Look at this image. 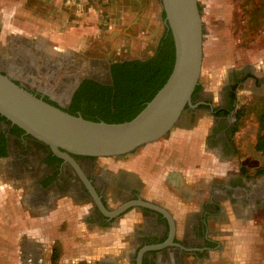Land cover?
I'll return each mask as SVG.
<instances>
[{"label": "rangeland", "instance_id": "374dc122", "mask_svg": "<svg viewBox=\"0 0 264 264\" xmlns=\"http://www.w3.org/2000/svg\"><path fill=\"white\" fill-rule=\"evenodd\" d=\"M55 8L53 2L45 0H0V17L2 19V23H0V53L8 50L11 43L28 46L31 41L33 45L41 43L42 47L43 45L47 46L55 57L68 53L70 48L60 47L56 42L52 43V40L49 42L46 40L48 37L46 35L56 38L63 33L52 32V28L46 29L47 31L42 28L37 29V23H42L44 20L50 21L54 16L57 17L54 13ZM202 19L204 23V59L200 79L202 81L201 92L203 89H208L207 93L213 91L210 94L216 97L218 89L221 90L222 95L232 88L231 91L234 93L232 86L235 84L236 77L238 75L246 77L249 74L235 88L237 101L231 114L233 146L226 154L233 157L232 160L236 162L237 168L242 166L243 174L248 173L251 176L253 187V184H261L262 187L259 190L264 191V154L256 149L257 138L261 132L260 114L264 110V0H217L216 3L203 0ZM27 22L33 25V29L30 31L23 28ZM147 30L146 35H143L139 41L133 42L132 45H136L135 48H112L111 44L103 39L102 46L99 48V51L103 52L101 55L100 53L98 55L93 52L89 53L91 51L89 47L80 50L71 48V54L84 58V55H88L90 58L97 56L149 58L154 55V49L164 34L163 16L161 15L156 23L153 21ZM85 51L86 54H81ZM29 75H32L33 82L38 79L35 74ZM45 85L55 87L56 84L46 82ZM52 96L60 97L54 94ZM232 98L234 99V97ZM188 115L186 114L184 119L189 120L191 124L201 120L199 118L202 116L195 113L196 117L190 116L191 118H189ZM184 127L185 122L182 120L166 137L144 148L145 157L142 163L144 162V167L148 172L155 174L160 169V166L155 162L157 158V161L166 163L169 167L179 160L180 170L185 172L186 160L191 158L189 137L196 135L197 130L195 125L186 134V140L176 139L174 140L175 144H172V138L179 135V131H182ZM157 143L163 145V148L160 150V155L156 157L151 148ZM197 152V155H194L195 160L201 159L203 154L211 153L204 144ZM132 159L128 156L125 158H98L97 165L99 169H104L108 174L118 173L122 169L131 167ZM110 161L116 163L112 165ZM243 168L247 172H244ZM171 169L173 168H169V170ZM128 178L138 181L132 175ZM150 180L153 184L155 183L154 176ZM143 181L140 179L138 182ZM31 185L30 179L19 181L7 176L5 171L0 169V221L2 222L0 227H3V212L6 211V225L10 223L8 235L11 236L12 243V264H22L25 250H34L37 245L43 255H47L44 264H71V254L75 251L93 249L94 244L105 240L108 244H112L119 233L129 231L128 229L133 227L132 225L125 228L121 225V221L127 217L136 216L137 208L130 209L114 221L117 222L114 225L103 224L106 226L101 228L106 232V235L102 233L101 236L98 233L99 228L94 227L95 224L91 223L90 227L86 226L88 213L94 208V203L90 199L74 198L64 194L57 196L53 200V204L45 210L33 207L29 202ZM143 185L145 186V184ZM172 188L183 190L185 186L184 184L169 183L168 189ZM116 196L117 198L113 199L110 194L107 195L110 209H115L124 198L121 194ZM251 202L255 204L256 200L251 199ZM259 207L261 208L252 215V223L237 228V231L244 232L242 233L244 236H251L248 238L252 243L248 246L251 247L249 251L252 254L250 264H264V203H261ZM210 228L213 239L221 241L222 247L210 251L207 254L208 258L201 264H227V260L235 264L238 259L233 254L237 250L236 246L233 245L231 248L229 243H224L220 238L224 236L223 234H227V226L224 223H211ZM94 230L98 234H95ZM0 241L2 242V237ZM128 243L126 249L133 245L131 241ZM230 251L232 255L228 256L227 253ZM110 256H100L93 261V264H103ZM112 259L115 260V258Z\"/></svg>", "mask_w": 264, "mask_h": 264}, {"label": "water", "instance_id": "95a60500", "mask_svg": "<svg viewBox=\"0 0 264 264\" xmlns=\"http://www.w3.org/2000/svg\"><path fill=\"white\" fill-rule=\"evenodd\" d=\"M162 3L175 44L174 67L164 85L131 120L110 123L88 119L47 101L25 85L44 90V87L50 86L45 85L46 82L56 84L55 87L50 86L52 89L65 83L67 87L63 92L53 93L60 97L51 96L67 104L79 87L84 68H88L89 62L76 63L77 67L72 68L71 73L68 67L58 69L60 64L64 66L63 59L57 58L50 63L55 57L51 51L47 52L36 44L33 46L32 41L31 47L11 43L8 50L0 53V114L26 134L46 144L56 156L69 162L104 214L114 217L132 206L140 205L162 212L169 220L170 237L164 242L144 246L139 251L137 264H142L147 251L175 244L176 225L172 215L166 208L143 199L129 200L109 210L76 156L134 157L147 145L166 137L183 120L188 108L196 106L193 96L200 84L204 59V23L199 2L162 0ZM7 61L12 62L14 68H9ZM29 74L37 75L38 79L33 82ZM64 76H71V81L63 82Z\"/></svg>", "mask_w": 264, "mask_h": 264}, {"label": "crops", "instance_id": "0c3cea01", "mask_svg": "<svg viewBox=\"0 0 264 264\" xmlns=\"http://www.w3.org/2000/svg\"><path fill=\"white\" fill-rule=\"evenodd\" d=\"M45 1L53 2V5L56 7L54 13L57 17L55 18L54 16L50 21L44 20L45 22L37 23V29L42 28L47 31L46 29L52 28V32L63 33L56 38L46 35L48 36L46 40L48 42L52 40V43L56 42L60 47H68L70 51L71 48H83L92 44L100 46L103 39L108 44H111L112 48H135L136 45L133 46V42L139 41L143 35H146L148 33L147 27H150L153 21L156 23L162 14L164 31L167 29L170 36L172 34L166 22L162 0H100V3H95L96 6L90 3L93 0ZM207 1L216 3L217 0ZM198 2L202 15L203 0H198ZM0 23H2L1 17ZM32 26V23L27 22L26 25H23V28L26 31H30L33 29ZM37 45L42 47L41 43ZM200 86H202L201 80ZM220 91L219 89L217 90L216 97L210 94L213 91L207 93L209 92L208 89H203L202 94L204 98H207L214 105L223 106L225 105V94L221 95ZM196 112L202 115H200L201 117L199 116L201 120L191 124L189 120L187 121V119L183 118V122H185L184 129L179 131V135L172 138V144H175L174 140L176 139L180 141L186 140V134L196 125L197 134L189 137L191 158L186 160L185 172L180 170L181 165L179 164V160L176 164H172L169 167L166 163L157 161L158 158L155 160L156 164L160 166L158 172L155 174L148 172L144 167V162L142 163L145 157V152L142 151L139 155L132 157L131 167L122 169L117 174L125 177L132 175L138 181L140 179L144 180V183L140 182V184L141 188L145 189L146 197L170 209L176 218L178 216L185 218L190 214L200 211L205 203L213 200L212 207H215L216 211L214 213L213 211L211 212L210 223H224L227 226V234H223L224 236L220 238L224 243H229L231 248L233 245L236 246L237 250L233 254L238 259H236L235 264H250L252 254L249 251L251 247L248 246L252 245V243L251 239L249 240L248 238H251V236H244L242 234L244 232L237 231V228L252 223V215L261 207L257 203L254 204L247 199L233 201L230 196L226 195L225 186L230 187V182L233 179H241L244 183L243 187H232V189L237 192V196L242 195V198L248 197V192L251 191L249 187H253V179L248 173L243 174L241 172L242 166L237 168L236 162L232 160L233 157L231 155L225 154L219 147L211 146L207 142V138L211 135L214 125L212 113L206 109H199ZM226 140L232 147L233 137L231 133L226 136ZM203 144L206 145V148L211 153L203 154L201 159L195 160L194 155H197V151H199ZM162 148L163 145L157 143L151 149L154 150L153 154L157 157L160 155ZM111 163L114 165L116 162ZM169 168L173 169L169 170ZM153 176L155 178L154 184L150 180ZM169 183L184 184L185 188L183 190L180 188L168 189ZM153 185L155 186L153 187ZM253 185L254 187L257 186V190L262 187L261 184ZM5 212H3V227H0V239L2 237V242L0 241V264H12V243L11 236L8 235L10 223L6 225ZM139 216L138 213L136 216L127 217L121 221V225L128 228L135 224L134 222ZM0 225L2 226L1 221ZM86 226L90 227V224L86 223ZM94 227L99 228V235L102 236V233L106 235V232L101 227ZM130 232L119 233L112 244H108L105 240L94 244L93 249L75 251L71 254V264H93L96 258L103 255H111L109 259L115 258L116 263H123L127 259L128 248L126 249V247L129 245L128 241H131L129 239L130 236H128ZM94 233L98 234L96 230H94ZM219 242L221 243V241ZM227 254L231 256L232 252L230 251ZM23 255L24 261L22 264H44L47 259V255H43L38 245L34 250H25ZM227 264L232 263L227 260Z\"/></svg>", "mask_w": 264, "mask_h": 264}, {"label": "flooded vegetation", "instance_id": "af4514ba", "mask_svg": "<svg viewBox=\"0 0 264 264\" xmlns=\"http://www.w3.org/2000/svg\"><path fill=\"white\" fill-rule=\"evenodd\" d=\"M99 1L100 0H93L92 2L90 1V3L96 6L95 3H100ZM168 36H170L169 30L166 29L157 47L154 49V52L162 45L161 41ZM31 46L32 44L27 47ZM101 46L102 45L98 46L97 44H92L87 47L91 50L89 53L93 52V54L96 55L100 53L101 55L103 53L99 51ZM42 49L47 50V52L50 51L47 46H43ZM76 49L80 50L81 48ZM86 53V51L81 52L83 55ZM84 56L85 58L72 55L69 50V52L66 54L64 53L63 56L52 57L50 60V63H52V60H56L57 58L63 59L64 66L62 68L68 67L67 70L69 73H71L72 68L77 67L76 63L81 65L84 61L89 62L88 68H84V76L79 87L67 104H62L59 100L53 99L51 96L53 93H60V90L67 87L65 83H62L61 87L55 89L44 87L43 90L38 87L33 88L29 84H25L26 87L40 97L45 98L47 101L60 105L67 111H70L76 93L86 81H94L104 87L111 86L114 79L113 69L116 64L125 60L135 59H141L145 62L153 57L152 55L144 59L137 57L123 58L120 56H97L91 58L88 55ZM71 63H73L72 66ZM7 64L9 68H14L12 62L7 61ZM243 77L244 75H238L236 78ZM17 81L21 83V81ZM66 81H71V76L70 78L64 76L63 82ZM231 90L232 88L230 91L228 90L225 92V105L217 106L207 100V98H204L200 87V90L193 96V103L196 106L194 108H188L184 114V116L189 114L188 116L191 118L192 116H197L195 113L198 114L196 111L199 109L209 110L212 116H214V125L213 130H211V135L207 138V142L211 146L219 147L225 154L232 149L227 143L226 136H228L229 133L233 135V120L231 119V114L237 101V90L233 89L234 93H236L234 99L232 98ZM231 105L233 107L227 113H224L223 111L229 109ZM16 127L15 124L0 114V169L5 171L7 176L13 177L19 181L26 180L27 178L32 181L28 200L33 207L47 209V207L53 204V200L57 196L64 194L74 198L90 199L94 203V208L88 213L87 223H92L95 224L94 226L102 228L109 224H116L117 222L115 223L114 221L122 217L130 209L137 208V214L139 213L140 216L135 220L133 227L131 229L129 228V231H125V233L131 231L128 236H130L129 239L133 245L127 249V259L120 264H137L139 251L144 246L164 242L170 237L171 225L169 220L162 212L155 209L139 205L132 206L114 217L104 214L93 201L90 191L78 172L69 162L63 159L55 160L53 158L55 154L46 144L18 130ZM76 158L87 176L92 180L103 203L109 210L114 209L109 208L107 195L110 194L111 198L116 199V195L119 196L121 194L124 198L116 208L126 201L143 199L166 208L172 215L176 225L174 237L175 244L168 245L162 249L147 251L143 256L142 264H201L202 261L208 258L207 254L210 251L222 247L219 241L213 239L210 228L211 212L213 211L214 213V211H216L214 209L215 207H212L213 200L205 203L200 211L190 214L185 218L180 216L176 218L170 209L146 197L144 192L145 189L141 188L140 182L134 179L130 180L127 176L118 175L117 173H106L104 169L98 168V158L96 157L76 156ZM243 185L244 183L241 179H233L230 182V187L225 186V190L227 191L226 195L230 196L233 201L239 199L251 201V199H254L259 205L264 203V191L257 190V186L249 187L251 191L248 192V197L242 198V195L237 196V192L234 191L232 187H243ZM115 261L114 259H107L103 264H119Z\"/></svg>", "mask_w": 264, "mask_h": 264}, {"label": "trees", "instance_id": "16d2710c", "mask_svg": "<svg viewBox=\"0 0 264 264\" xmlns=\"http://www.w3.org/2000/svg\"><path fill=\"white\" fill-rule=\"evenodd\" d=\"M161 43L162 45L148 61L135 59L116 64L111 86L104 87L94 81H86L76 93L69 112L110 123L134 118L164 85L173 70L175 44L172 34ZM247 76L236 78L233 89L238 87ZM199 90L200 86L197 87L194 95ZM231 95L235 98V93L232 92ZM232 107L231 105L223 112L227 113ZM260 121L261 132L257 138L256 149L264 154V110L260 114ZM16 128L23 131L18 126ZM53 158L62 160L56 155ZM243 171L246 172L244 168Z\"/></svg>", "mask_w": 264, "mask_h": 264}, {"label": "bare ground", "instance_id": "6f19581e", "mask_svg": "<svg viewBox=\"0 0 264 264\" xmlns=\"http://www.w3.org/2000/svg\"><path fill=\"white\" fill-rule=\"evenodd\" d=\"M9 67V66H8ZM62 67H63V65H59V68L58 69H62ZM57 70V69H56ZM56 72H58V70L56 71ZM61 73H63V72H61ZM46 76H48V73L46 74Z\"/></svg>", "mask_w": 264, "mask_h": 264}]
</instances>
